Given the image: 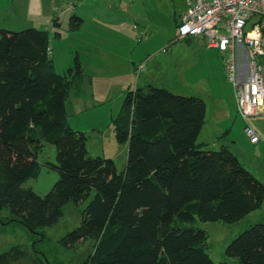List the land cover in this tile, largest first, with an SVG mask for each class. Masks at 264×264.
<instances>
[{
  "label": "trees",
  "instance_id": "trees-1",
  "mask_svg": "<svg viewBox=\"0 0 264 264\" xmlns=\"http://www.w3.org/2000/svg\"><path fill=\"white\" fill-rule=\"evenodd\" d=\"M80 23L71 18V28ZM82 80L78 59L55 72L48 31L0 30V210L36 232L94 193L80 226L61 239L65 247L93 241L84 264H227L210 258L208 233L196 223L241 221L261 209L264 184L227 147L198 144L205 101L153 86L129 89L113 119L117 144L128 147L119 173L113 159L91 157L88 136L68 123L66 102ZM42 141L56 147V164L44 166L59 176L44 197L23 187L40 174ZM226 255L264 264V222L239 234ZM23 262L48 264L21 246L0 254V264Z\"/></svg>",
  "mask_w": 264,
  "mask_h": 264
},
{
  "label": "rangeland",
  "instance_id": "rangeland-1",
  "mask_svg": "<svg viewBox=\"0 0 264 264\" xmlns=\"http://www.w3.org/2000/svg\"><path fill=\"white\" fill-rule=\"evenodd\" d=\"M81 1L83 0H52L53 9L54 11L55 9L57 10L54 16H60L59 23L61 26V29H58L61 34V39H58L60 42L56 48V59H53L51 55L57 74H65L67 68L74 67L77 54L81 53L83 59H91V52L86 48L84 49L86 46L85 40L91 37L95 36L97 39L91 40L95 42L99 40L98 43L100 45L110 40L113 44L120 47L123 43L120 33H126L127 30L122 23V21L126 19V15H129L130 18H133L137 22L142 20L150 21L154 28L157 29L154 39L159 40V43L152 44L149 50H158L170 44L169 50L179 51V47L174 48V43L172 42L178 38V26L176 21L179 19V11L177 9L175 13L167 0H134L136 3L133 2L134 4L132 3V5H129L131 0L121 5L118 0H106L105 4L101 2L103 0H85L83 6ZM44 2L45 0H0L1 8H12L10 12L2 11L3 14H1V19H5L6 23L2 25L4 27L0 30L20 32L29 28L37 29L40 26L41 29L38 30H45V26H47L46 30L48 31L54 28L55 23L52 21L54 16L51 17L50 22L48 21L43 24L40 22L35 23V19L24 16L25 11L22 7L26 8L29 4L35 5L41 3L43 5ZM67 7H74L77 9L83 7L84 10L81 8L78 9L79 12H77V15L82 14L86 19L91 21L96 19L95 23L87 21V26L80 32H70L68 23L71 21L72 13L69 15H62V13L60 15L58 14ZM259 19L258 16L252 17L245 27L244 32H249ZM97 21L100 23L96 24ZM105 22H107L106 26L103 25ZM133 24L134 23H131V29L134 26ZM109 30H111L112 33L108 32ZM121 30L123 31L121 32ZM139 32L140 30L137 36L141 37ZM142 32L149 37V33H146L144 29H142ZM54 38L55 33L52 35V39ZM145 39L146 37H143L140 41H144ZM184 44L186 43L184 42ZM114 56L122 57L123 51L119 49ZM109 58L112 62H107V64L111 65L110 68H112V70L118 69L119 71L123 68V58L118 64H115L117 63L115 58ZM223 71L225 75L224 68ZM199 72L200 68L198 67L192 69L191 74L194 76V82H197V77L200 76ZM158 86L155 87L162 88ZM109 90H112L111 85L99 84L97 87V91L102 92V94L108 93ZM223 92L227 93L225 87ZM179 93L187 97L196 96L188 90H183ZM231 93L232 100L234 101L235 98L232 89ZM225 99L227 100L229 98L225 97ZM98 101L99 103L92 108L89 114L81 116L71 115L69 117V124L71 127L73 126L72 128L75 131L86 132L88 136L87 148L91 157L113 159L118 172L121 173L125 170L128 148L126 145L117 144L114 135L113 119L120 112L123 101L118 97V94ZM230 115L231 119L229 127H227V130L230 131H221L220 135L216 138L214 136L216 134V132L214 133V129L220 122V115L215 105L211 104L209 107L206 130L204 134L201 135L200 139H198L199 143H212V141H215L219 144L222 142L215 149H210L211 145L206 146L208 150L217 151L221 148L223 140L225 139L230 142H237L240 140V144L245 148V145L250 143L244 132L246 122L238 117L236 109L234 111L233 107H231ZM248 124L256 130L264 143V116L253 117L248 120ZM227 132L228 134L225 135ZM231 144L229 143L230 146H232ZM42 145V151L39 153L38 157L39 162L42 164L40 174L37 178L28 180L23 187L30 188L37 195L44 197L51 191L59 176L56 171L44 166V164L48 162L56 164V147L45 141H42ZM233 149L235 150V148ZM262 153V160H258L257 163L263 167H260V174L258 172L257 176L264 184V151ZM93 194L94 193H92L91 198ZM91 198L80 204L70 203L66 205L63 210V216L55 225L39 229L36 232L30 231L19 221H11V215L8 210H0V254L9 251L13 247L21 246L31 254L37 252L48 264H84L93 251V241L89 239L85 242L76 244L74 247H65L61 244V239L80 226L82 211ZM260 222H264V203L261 209L249 214L239 222L227 224L223 221H197L196 227L208 233V254L215 263L241 264L237 259L228 257L226 255V249L239 234ZM23 264L28 263L23 262Z\"/></svg>",
  "mask_w": 264,
  "mask_h": 264
},
{
  "label": "crops",
  "instance_id": "crops-1",
  "mask_svg": "<svg viewBox=\"0 0 264 264\" xmlns=\"http://www.w3.org/2000/svg\"><path fill=\"white\" fill-rule=\"evenodd\" d=\"M84 1L85 0L81 1L82 6ZM118 1L121 5L123 3H126L128 0ZM136 1L131 0V3H129V5H132L133 2L136 3ZM167 1L169 2L170 6H172L175 13L177 9L179 11V19L178 21H176V24L178 26L181 22V17L188 10L189 5L193 3L194 0ZM101 2L105 4L106 0H103ZM52 6V0H45L43 5L41 3L35 5L29 4L28 6H26V8L22 7V9H24L25 11L24 16H26L27 18L30 17L31 19H35V23L40 22L41 24H43L47 23L48 21L50 22L51 17L54 16L55 12H57L56 9L54 11ZM11 9L12 8L4 9L0 6V29H3L4 26L2 25L6 23L5 19H1V14H3L2 11L10 12ZM78 9L74 7H67L66 9L58 13L59 15L61 13L62 15H69L70 13H72L71 18L77 17L81 20L80 25L76 28H71V21H69V31L72 33H77L83 30L87 26V21H90V23H95L96 21V19H94L93 21L88 20L86 19V17L79 13V15H77V12H79ZM81 9L84 10L83 7ZM59 19L60 16H54L52 21L55 23V27L48 30L50 56L52 55L53 59H56L55 57H57V54L55 53H57L56 48L60 42V40L58 39H61V34L58 30L61 29ZM99 23L100 22L98 21L96 22V24ZM122 23L123 26L127 28V30L126 33H120L121 39L123 40V43L120 47L113 44L110 40L108 42L101 43L100 45L98 43L99 40H97L96 42L94 40H91L97 39L94 36L88 40H85L86 46L84 47V49L86 48L91 52V59H83L81 53L77 54L76 59L79 60V63L83 69V80L81 82L74 83L73 89L66 102L68 123L70 122L69 117L71 115L81 116L84 114H89L92 108H94L96 104L99 103L98 100L106 99V97L110 98L113 95L118 94V97L122 101H124L125 95L129 89L134 90L137 88H146L148 86L155 87L159 85L158 87L165 88L174 94H177L183 90H188L196 95L195 97H199L205 101L207 107L206 118L199 139L206 130L205 128L209 113V107L211 104L215 105V108L220 115V122L214 129V133L216 132L214 136L217 138L218 135H220L221 131L227 130L231 119V107H233L234 111L236 109L237 112V106L236 99H234V101L232 100L231 89L233 90V88L227 81L225 77L226 75H224V61L222 53L218 49L208 48L203 40L197 38L185 40H180L177 38V40H173L172 42L174 43V48L179 47V51L169 50L170 44L158 50H149L152 47V44L159 43V40L154 39L156 35L155 31L157 29L154 28L153 24L150 21L145 20L137 22L133 18H130L129 15H126V19H124ZM131 23H134L132 29L130 27ZM57 24L58 26H56ZM106 24L107 22H105V24L103 25L106 26ZM45 28L47 29V26H45ZM37 29H41V26ZM142 29H144L146 33H149V37H147V35L142 32ZM139 30V35H141V37L137 36ZM122 31L123 30H121V32ZM108 32L112 33L111 30H109ZM54 33L55 38L52 39V35ZM57 33H59L60 35L57 36ZM143 37H146V39L144 41H140ZM184 42L186 44H184ZM119 49L123 51V56H114V54L118 52ZM109 57H111V59L115 58L117 60V63L115 64L121 62V59L123 58V68L119 71L118 69L112 70V68H110L111 65L107 64V62H112V60L110 61ZM194 67L200 68V76L197 77V82H194V76L191 74V71ZM54 70L55 72H57L55 69V65ZM99 84L111 85L112 90H109V92L106 94H102V92L97 91V87ZM224 87L227 93L223 92ZM225 97L229 99L226 100ZM83 132L86 134L85 131ZM227 134L228 132L225 133V135ZM239 141L240 140H238L237 142H230L225 139L223 140V144L221 145V147H227L239 159L241 164L246 169H248L259 181L262 182V180H260V178H258L257 176L258 172L260 174V167H263L262 165H258L257 163V161L262 160L263 157L262 152L264 151V143L262 138L260 137V142L257 144L247 143V145H245V148H243ZM220 143L217 144L215 141H212V143H199L198 140V144L205 150H208L206 146L209 145H211L212 147H210V149H215L220 145ZM229 143H232V146H230ZM233 148H235V150Z\"/></svg>",
  "mask_w": 264,
  "mask_h": 264
},
{
  "label": "built area",
  "instance_id": "built-area-1",
  "mask_svg": "<svg viewBox=\"0 0 264 264\" xmlns=\"http://www.w3.org/2000/svg\"><path fill=\"white\" fill-rule=\"evenodd\" d=\"M254 16L259 21L245 33ZM263 18L264 0H194L178 25V39H201L222 53L237 113L246 122L244 132L252 144L260 137L248 120L264 116Z\"/></svg>",
  "mask_w": 264,
  "mask_h": 264
}]
</instances>
